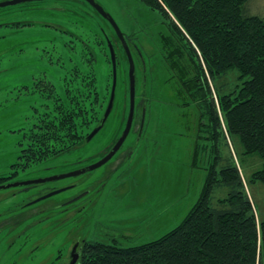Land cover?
Masks as SVG:
<instances>
[{
  "label": "rangeland",
  "instance_id": "rangeland-1",
  "mask_svg": "<svg viewBox=\"0 0 264 264\" xmlns=\"http://www.w3.org/2000/svg\"><path fill=\"white\" fill-rule=\"evenodd\" d=\"M5 1L10 0H0V3ZM95 1L129 39L126 41L134 58L137 79L136 99H142L141 95L148 93L151 87L149 93L153 102L147 108L143 139L135 154L127 157L114 172L115 165L110 160L88 175L38 184L26 190L20 187L0 190V264H56L55 258L68 253L76 240L107 242V227L115 224L132 227L128 233L133 241L122 245L157 239L179 225L202 191L205 161L199 160L192 166L197 113L193 107H175L176 98L168 87L173 80L167 78L168 73L172 75L163 61V50H156L160 34L166 32L167 20L140 0ZM249 7L251 13L264 16V0H250ZM76 36L95 45V59L90 68L102 95H110L112 66L107 42L113 45L118 78L113 109L106 125L81 151H72L21 171L8 183L60 175L74 168L75 160L102 150L125 128L119 117L123 114L124 95L128 105L124 116L129 112V66L122 47L114 45L117 36L106 19L85 0H41L0 8V177L9 175L11 165L17 160L19 141L32 121L31 107L46 101L40 97L35 82L46 74L54 82L56 92L65 99L61 75L74 66L83 71L88 68V61L81 58L78 48L68 52L71 61L67 58L64 47L70 41L78 46ZM143 64L147 69L145 73ZM237 76L236 71L228 73L223 79L225 89L240 85ZM73 81L70 84H74ZM23 87L27 88L22 90ZM108 99L109 96L103 111ZM39 108L42 110L44 106ZM134 138V133H130L120 152L134 144ZM234 147L246 191L260 221L264 218V183H252L250 178L263 166L264 159L243 155L236 138ZM96 159L98 157L88 163ZM100 178L104 180L101 183ZM75 183L77 186L70 190L28 206L52 191ZM87 189L94 192L92 196L64 204ZM226 194V188L216 190L213 204L217 205V200ZM146 205L158 208L156 226L147 227L152 228L150 234L155 232L156 236L148 235L141 240L134 231ZM145 228L139 229L144 231ZM67 261L62 259V264H68Z\"/></svg>",
  "mask_w": 264,
  "mask_h": 264
},
{
  "label": "trees",
  "instance_id": "trees-1",
  "mask_svg": "<svg viewBox=\"0 0 264 264\" xmlns=\"http://www.w3.org/2000/svg\"><path fill=\"white\" fill-rule=\"evenodd\" d=\"M140 1L167 20L156 50H163L172 75L167 78L173 80L168 87L175 107H193L197 113L192 166L205 161V180L198 200L175 228L138 245L86 241L78 264H264V218L256 217L234 147L236 138L243 155L264 159V16L251 13L250 0ZM76 39L78 46L70 41L64 47L67 58L71 61L68 52L78 48L88 68L74 66L61 75L65 99L41 75L35 84L46 100L44 109L31 107L32 121L19 141L17 160L0 185L77 149L99 123L109 95L101 94L91 72L94 43ZM230 71L238 73L240 85L227 90L223 79ZM149 91L141 95L139 110L151 106ZM250 182L264 183V164ZM221 188L226 197L214 205L213 194Z\"/></svg>",
  "mask_w": 264,
  "mask_h": 264
},
{
  "label": "flooded vegetation",
  "instance_id": "flooded-vegetation-1",
  "mask_svg": "<svg viewBox=\"0 0 264 264\" xmlns=\"http://www.w3.org/2000/svg\"><path fill=\"white\" fill-rule=\"evenodd\" d=\"M126 38V37H125ZM127 41L129 40L128 38L126 39ZM126 41V43H127ZM114 45H117L118 47H122L119 40L116 39L114 41ZM128 45V44H127ZM129 47V46H128ZM131 52V50H130ZM132 54V52H131ZM133 57V55H132ZM134 60V58H133ZM135 64V62H134ZM146 65L143 64V67H142V71L143 73L146 72ZM116 75H117V78H118V73H117V67H116ZM135 75V79H136V74L134 73ZM117 78H116V84H117ZM42 80V78L38 79V81ZM37 81V82H38ZM52 82V84L55 86L54 82L52 80H50ZM137 81V79H136ZM36 83V82H35ZM127 101V96L124 95V106H123V109H125L128 105L126 103ZM141 101V99L139 98L138 100L136 99L135 100V106H134V114H133V120H132V124H131V128H130V133H134V144L130 145L129 147H127L126 149H122V151L120 152L121 148L123 147L125 141L123 142V144L121 145V147L118 149V151L114 154V156L110 159V160H113L114 162V169L112 170V172H114L117 168V166H119L120 164L124 163L126 158L127 157H131L132 155L135 154L136 152V149L137 147L139 146V144L141 143V140L143 139V135H144V132H145V129H146V117H147V112H146V104L143 105L142 109L139 110L138 106H139V102ZM143 111H144V121H143V128H142V131L140 133V127H141V120H142V114H143ZM112 112V111H111ZM111 114V113H110ZM109 114V115H110ZM103 115V113H102ZM101 115V117H102ZM100 117V119H101ZM109 117V116H108ZM108 119V118H107ZM126 120H127V117L124 116V113L122 114V116L119 117V122L124 125H126ZM107 121V120H106ZM106 121H105V124L103 125V127L106 125ZM137 124H138V128H137ZM99 125V123L97 122V124H95V126L89 131V134L92 132V130L94 128H96L97 126ZM102 127V129H103ZM137 128V130H136ZM135 130V131H134ZM99 133V132H98ZM97 133V134H98ZM96 134V135H97ZM121 134V133H120ZM120 134L115 138L114 141L108 143L102 150L98 151L97 153H91L90 155H87L84 159H79V160H75V162H73L72 166H75L74 168L72 167L70 170L68 169L67 171L63 172V173H68V172H73V171H76V170H80V169H83V168H86L90 165H93L94 163L98 162L99 160H101L103 157H105L110 151L111 149L113 148V146L115 145V143L117 142ZM128 134V136H129ZM95 135V136H96ZM94 136V137H95ZM93 137V138H94ZM92 138V139H93ZM91 139V140H92ZM90 140V141H91ZM90 141L88 142H84L80 147H78L77 149L73 150V151H81L82 148L84 147V145L86 143H89ZM138 151V150H137ZM72 152V151H71ZM69 152V153H71ZM96 152V151H95ZM67 153V154H69ZM65 154V155H67ZM95 157H98V159H96L95 161H91L88 163V160H92L93 158ZM60 158V157H59ZM109 160V161H110ZM107 163V162H106ZM105 163V164H106ZM91 171H88L84 174H81V175H88ZM62 173V174H63ZM80 176V175H78ZM102 178V177H101ZM101 178L99 180H101ZM98 180V181H99ZM104 180H101L99 181L100 183L103 182ZM75 186H77V184H71V185H66L65 187H62L61 189L63 188H66L67 190H70L72 188H74ZM34 187V186H33ZM29 187H26V189H29ZM22 189H25V187H22ZM92 191L90 190H86L84 191L83 193L81 194H85L83 197H89V196H92ZM81 194L73 197L72 199H70L68 202H70L71 200L77 198L78 196H80ZM82 197V198H83ZM80 200V199H79ZM78 201V200H77ZM68 202L64 203V204H67ZM75 203V202H73ZM148 204V203H146ZM65 206V205H64ZM168 205H166V207H168ZM172 206V205H171ZM157 206H153V205H146L145 206V210L142 212L143 213V218H139L138 220V226L135 228V235H137V237H139L141 240L142 239H147V236H151L152 238L154 236H156V233L153 232L152 234H150V231L152 228H149L147 229V227H151V226H156V219L158 217V210H157ZM141 227H146L144 231H140L139 228ZM154 228V227H153ZM132 227L129 226V225H118V224H115V225H111L109 227H107V230H106V235H105V240L107 242H105L106 244H125V243H131L133 240H131V235L128 233L129 230H131ZM149 240V239H148ZM87 240H76L72 246L70 247L68 253L65 252L63 255L59 254L56 258H55V262L56 264H62V259H64V261L68 262V264H71V261L73 259V257H76L77 255V259L75 261L74 264H78L79 263V260H80V255H81V247L83 246V244L86 242ZM151 241V240H149Z\"/></svg>",
  "mask_w": 264,
  "mask_h": 264
},
{
  "label": "water",
  "instance_id": "water-1",
  "mask_svg": "<svg viewBox=\"0 0 264 264\" xmlns=\"http://www.w3.org/2000/svg\"><path fill=\"white\" fill-rule=\"evenodd\" d=\"M31 1H41V0H10V1L1 2L0 8L11 6V5H16V4H20V3H25V2H31ZM85 1H87L97 11V13L99 15H101L104 19H106L110 23L111 27L113 28V30L116 33V36H117L121 46L123 47V50H124L126 57H127V60H128V65H129V69H128L129 112H128V117L126 120L125 128H124L121 136L118 138L117 142L115 143V145L111 149V151L105 157H103L101 160L94 163L93 165H90L86 168L76 170L73 172L63 173L60 175H54V176H50V177H46V178L3 184V185H0V190L16 188V187H25V189H26V187H28V186H34V185H38V184H43V183L53 182V181L62 180V179L70 178V177H75V176L84 174L88 171H93V170L101 167L102 165H104L106 162H108L114 156V154L121 147V145L123 144V142L125 141V139L127 138L128 134L130 132V128H131V124H132V120H133V114H134V106H135V83H136L135 82V75H134L135 66H134V61H133L132 55H131L130 50L126 44L125 35L121 32V30L119 29V27L117 26V24L115 23L113 18L108 13H106L104 11V9L96 3L95 0H85ZM107 44H108V48H109L110 62H111V66H112V85H111V90H110V96H109V100H108L106 109H105L103 116L100 120V123L86 137L87 142L90 141L102 129L103 125L105 124V121L107 120V118H108V116H109V114L113 108V103H114V99H115L116 55H115V51H114L112 44L109 41L107 42ZM143 121H144V111L142 114L140 133H141L142 128H143ZM66 190H67L66 188H63V189H58V190L52 191V192L40 197L36 201L29 203L28 205H33V204H35L41 200H44L46 198H49L53 195L59 194V193L64 192ZM84 195L85 194H81L77 198L71 200L69 203H73V202L81 199ZM76 259H77V255H76V257H73L71 264H74Z\"/></svg>",
  "mask_w": 264,
  "mask_h": 264
}]
</instances>
